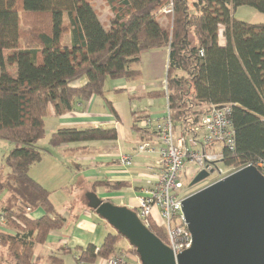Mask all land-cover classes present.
Segmentation results:
<instances>
[{
	"label": "trees",
	"instance_id": "16d2710c",
	"mask_svg": "<svg viewBox=\"0 0 264 264\" xmlns=\"http://www.w3.org/2000/svg\"><path fill=\"white\" fill-rule=\"evenodd\" d=\"M93 1L0 0V139L12 144L4 156L9 171L0 169V195L7 193L0 210L12 233L0 231V242L8 243L15 264H33L34 245L65 225L49 192L28 175L49 151L37 144L44 135V118L68 112L76 101L92 95L104 96L107 78L140 77L133 65L143 50L168 47L166 90L148 96L167 94L175 126L189 115L198 118L212 105L229 104L234 145L222 148V164L236 168L264 163V24L233 16L240 5L264 13V0H105L111 13L107 27ZM66 34L70 44L63 46ZM8 50L14 52L9 61ZM6 64H15L16 74H9ZM82 77L84 83L71 85ZM116 135L114 127L60 128L51 134L48 146ZM107 185L118 190L124 183ZM24 207L40 208L43 215L32 219ZM146 226L166 242L162 228ZM118 238L123 237L114 231L98 246L78 248L76 263L92 264L116 253L122 249ZM125 251L136 254L129 245ZM49 260L62 264L55 255Z\"/></svg>",
	"mask_w": 264,
	"mask_h": 264
},
{
	"label": "crops",
	"instance_id": "0c3cea01",
	"mask_svg": "<svg viewBox=\"0 0 264 264\" xmlns=\"http://www.w3.org/2000/svg\"><path fill=\"white\" fill-rule=\"evenodd\" d=\"M161 49V53L166 56L164 74L159 81L162 86L156 82L140 84L135 80L114 79L112 89H107L104 96L92 95L87 101H76L68 112L57 116L51 112L44 118L47 143L51 134L60 128L114 127L117 135L114 139L69 142L55 147L39 145L49 151L29 169L28 175L49 192L51 203L65 218V225L49 231L44 242L34 245L33 264L41 259L54 264L49 260L53 255L61 258L63 263L64 254L72 255L73 263L77 264L74 256L78 248H84L89 243L98 246L107 233L114 232L109 231L104 220L87 208L85 192L93 190L102 199L134 208L141 190L151 183L155 170L148 166L157 158L158 145H155L154 152L135 153L137 144L147 136L136 127L135 117L143 115L161 119L166 112L165 96H162L165 105L159 103L157 107L155 105L159 101L148 96L150 91L164 88L168 47ZM75 83L79 84L81 80ZM135 106L139 107L134 109ZM122 154L132 155L133 164H121L119 157ZM8 171L7 168L3 172ZM114 182L124 185L118 190H110L107 184ZM127 189L133 193L129 200L124 197ZM6 196V192L0 195V206ZM42 215L43 210L40 208L28 213L32 219ZM0 231L12 233L6 228H0ZM63 247L67 252L62 251ZM126 264L139 263L131 255L126 257Z\"/></svg>",
	"mask_w": 264,
	"mask_h": 264
},
{
	"label": "water",
	"instance_id": "95a60500",
	"mask_svg": "<svg viewBox=\"0 0 264 264\" xmlns=\"http://www.w3.org/2000/svg\"><path fill=\"white\" fill-rule=\"evenodd\" d=\"M215 167L199 169L188 186L208 178ZM85 197L86 206L134 248L140 264H264V174L253 165L239 167L182 200L191 246L176 256L134 209L94 191Z\"/></svg>",
	"mask_w": 264,
	"mask_h": 264
},
{
	"label": "built area",
	"instance_id": "2783aa9c",
	"mask_svg": "<svg viewBox=\"0 0 264 264\" xmlns=\"http://www.w3.org/2000/svg\"><path fill=\"white\" fill-rule=\"evenodd\" d=\"M164 89L166 90V79ZM165 99L166 112L161 119H153L151 116H141L138 119L139 127L147 136L137 144L135 153L154 152L155 145L158 147L157 158L151 166H148L155 170L151 183L141 190L137 203L132 209L145 225L153 223L164 230L165 244L176 256L191 246V234L182 213V200L196 190L225 177L237 168L253 164L246 163L236 168H227L225 171L219 170L217 167L218 162L222 161V148L225 146L232 149L234 145V131L230 118L231 106L229 104L212 105L198 118L189 115L183 123L175 126L169 116L167 94ZM198 140L200 147L191 148L190 145L195 146L198 144ZM216 146L220 147L215 150ZM187 160L196 164L197 160H201L202 165L197 164V171L207 164L215 165L213 172H216V176L210 180L205 178L204 181L202 180L204 185L195 190L186 187L182 173L186 174L184 167ZM119 161L125 166H130L133 164V156L122 154ZM255 167L264 171L262 162H258ZM24 208L27 213L30 212L28 207ZM5 224L6 217L0 211V228H5ZM131 255H134L140 264L136 254L123 251L107 257H99L92 264H126V257Z\"/></svg>",
	"mask_w": 264,
	"mask_h": 264
},
{
	"label": "rangeland",
	"instance_id": "374dc122",
	"mask_svg": "<svg viewBox=\"0 0 264 264\" xmlns=\"http://www.w3.org/2000/svg\"><path fill=\"white\" fill-rule=\"evenodd\" d=\"M91 5L93 6L94 9L97 10V14H98V18L99 20L103 23V25L105 27L108 26L109 24V17L111 15V13L109 12V7L106 4L105 0H94L93 2H91ZM233 16L237 19H240L242 21L245 22H250V23H262L264 24V13L256 10L255 8L248 6V5H240L238 7L235 8L234 12H233ZM63 21L66 22L68 21V17L67 14L64 13L63 14ZM161 24L163 26L166 25V19L165 18H161ZM220 40H222V38H220ZM70 44V36L69 34H66L63 38V42L62 45H69ZM161 48H153V49H148V50H143L140 55H139V61L137 63H135L133 65L134 68L139 69L141 74L140 77H138L137 79H134L135 81H137L140 84H146L149 82H156L158 85L162 86V84L159 83V81L161 80V76L164 74V70L163 68L165 67L166 64V56L164 55V53ZM14 52H12L11 50H8L5 52V60L9 61V59H12L11 57H13ZM165 56V57H163ZM160 62H162V65H160ZM6 67L8 68L7 71L9 74L14 75L16 74V65H8L6 64ZM181 73V72H179ZM164 79V78H163ZM79 80H81V83L85 81V78H80L77 79L75 81H73L71 83L72 86H79V85H73L75 82H79ZM114 82V79H110L107 78L105 80L104 83V90L106 91L107 89L111 90L112 83ZM130 82V81H129ZM78 84V83H75ZM155 87H159V86H155ZM159 90V89H158ZM161 90V89H160ZM153 99L159 101L156 103V107L160 106V105H165V101L163 99L162 96H154ZM142 105H144V103L146 102L145 100H142ZM160 103V105H159ZM137 107L139 106H135L134 109H137ZM143 107V106H142ZM153 119H156V117H152ZM136 127L141 130V128L138 125V120L135 122ZM144 133V132H143ZM47 135L46 133H44L43 137L37 142L38 145H42L43 144H47ZM11 143L7 140L4 139H0V169L3 171L7 170V166L4 162V156L8 153L9 149L11 148ZM190 145V144H189ZM191 148L195 149V148H199V140H198V144H196L195 146H191ZM220 146H216L214 149L216 150L217 148H219ZM217 167L219 170L225 171L227 168L222 164V162H218ZM198 166L195 162L186 161L184 170H186V174L182 173V179L183 182L186 184V187L189 184V181L191 179V177L194 175V173L197 171ZM216 172H213L212 174H210V176L207 178L208 180L214 178ZM4 176V175H3ZM202 185H204V182L197 184L196 186H194L193 188H191L192 190H195L199 187H201ZM189 187V186H188ZM127 193H124V197L126 199H131L130 197L133 196V193H131V191L129 189L126 190ZM86 193V192H85ZM85 195V194H84ZM1 211V210H0ZM109 229L112 231H115L106 221H104ZM117 245L118 247H122V249H120L123 252H127L125 251V248L128 247L129 243L125 238H118L117 239ZM130 246V245H129ZM120 250H118L117 252H120ZM129 253V252H128ZM131 253V252H130ZM133 254V253H132ZM63 263L62 264H74L73 263V257L70 254H64L63 256ZM31 261H33V257L31 259ZM15 260L12 258L10 251L8 250V243L3 244L2 242H0V264H15ZM36 262V261H35ZM34 264H48L47 261H45L44 259H41L38 263L36 262Z\"/></svg>",
	"mask_w": 264,
	"mask_h": 264
},
{
	"label": "flooded vegetation",
	"instance_id": "af4514ba",
	"mask_svg": "<svg viewBox=\"0 0 264 264\" xmlns=\"http://www.w3.org/2000/svg\"><path fill=\"white\" fill-rule=\"evenodd\" d=\"M195 174H196V172L194 173V175H195ZM194 175H193V176H194ZM193 176H192V177H193ZM192 177H191V178H192ZM190 180H191V179H190ZM203 181H204V180H203ZM201 182H202V181H201ZM199 183H200V182H199ZM194 186H196V185H194ZM194 186H191V188H193Z\"/></svg>",
	"mask_w": 264,
	"mask_h": 264
}]
</instances>
